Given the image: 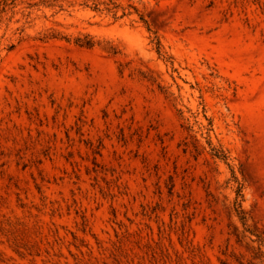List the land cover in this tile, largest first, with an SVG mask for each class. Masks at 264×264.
<instances>
[{"label":"rangeland","instance_id":"obj_1","mask_svg":"<svg viewBox=\"0 0 264 264\" xmlns=\"http://www.w3.org/2000/svg\"><path fill=\"white\" fill-rule=\"evenodd\" d=\"M251 234L264 0H0V264H264Z\"/></svg>","mask_w":264,"mask_h":264},{"label":"trees","instance_id":"obj_2","mask_svg":"<svg viewBox=\"0 0 264 264\" xmlns=\"http://www.w3.org/2000/svg\"><path fill=\"white\" fill-rule=\"evenodd\" d=\"M85 45L88 47L92 46V44L90 43H86ZM251 235H254L257 238V241L260 242L261 245L264 244V237L262 235L259 234H251Z\"/></svg>","mask_w":264,"mask_h":264}]
</instances>
